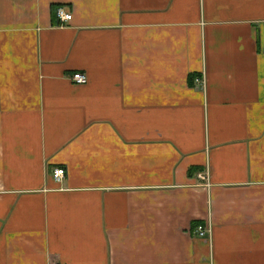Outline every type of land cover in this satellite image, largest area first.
Segmentation results:
<instances>
[{
  "label": "crops",
  "instance_id": "0c3cea01",
  "mask_svg": "<svg viewBox=\"0 0 264 264\" xmlns=\"http://www.w3.org/2000/svg\"><path fill=\"white\" fill-rule=\"evenodd\" d=\"M0 264H264V0H0Z\"/></svg>",
  "mask_w": 264,
  "mask_h": 264
},
{
  "label": "built area",
  "instance_id": "2783aa9c",
  "mask_svg": "<svg viewBox=\"0 0 264 264\" xmlns=\"http://www.w3.org/2000/svg\"><path fill=\"white\" fill-rule=\"evenodd\" d=\"M71 11L68 9H65V7H63V5H59L56 7V13L55 15H57L59 21L61 23H64V22H68L72 16V14L70 13ZM71 81L72 82H75V83H84L85 80H86V75L79 72V71H75L72 73L71 75ZM63 173H64V169L61 167V168H53V172H52V177L55 178L56 181H59L61 179V176H63ZM206 228L199 225L197 226L196 228V233L198 235H204L205 232H206Z\"/></svg>",
  "mask_w": 264,
  "mask_h": 264
}]
</instances>
